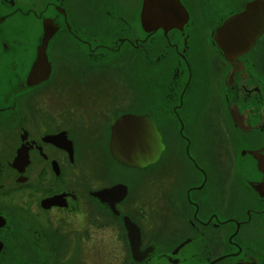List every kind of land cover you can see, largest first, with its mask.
<instances>
[{
	"label": "flooded vegetation",
	"instance_id": "1",
	"mask_svg": "<svg viewBox=\"0 0 264 264\" xmlns=\"http://www.w3.org/2000/svg\"><path fill=\"white\" fill-rule=\"evenodd\" d=\"M249 1L0 0V264H264V27L215 39ZM41 37L48 74L27 83ZM123 113L153 121V162L111 155ZM114 184L118 213L92 194ZM105 228L121 253L98 259Z\"/></svg>",
	"mask_w": 264,
	"mask_h": 264
},
{
	"label": "water",
	"instance_id": "2",
	"mask_svg": "<svg viewBox=\"0 0 264 264\" xmlns=\"http://www.w3.org/2000/svg\"><path fill=\"white\" fill-rule=\"evenodd\" d=\"M262 5L263 4L258 0L249 1L245 5L243 11L225 20L216 31L215 39L218 46L222 48H235V46L245 48L250 46L253 39L264 27V15L261 11ZM253 11H258V15ZM253 15L257 17L255 23L256 27L250 29L248 27V22ZM240 29L242 30L240 31L241 36L239 37L235 36L234 38H230L231 35H227L228 33L236 35L237 31ZM42 37L36 48V58L27 75V83H35L43 80L48 74V64L43 52L48 37H45V39ZM222 52L225 54H232L233 52L242 53L245 51ZM162 147L163 144L155 129L154 123L147 115L123 113L115 118L111 124L109 150L113 158L121 164L138 167L151 163L157 158ZM114 193H117L118 197L109 201V198ZM92 194L98 197L100 201L106 202L114 213H118L117 209L112 204L117 201V198H123L125 196L126 187L123 184H114L110 187L92 192ZM57 197L58 196L44 198L40 201V204L43 207L49 206ZM122 223L126 230L131 258L140 260L147 254L149 249L144 251V253L139 251L140 235L138 227L131 222L127 216H123Z\"/></svg>",
	"mask_w": 264,
	"mask_h": 264
},
{
	"label": "rangeland",
	"instance_id": "3",
	"mask_svg": "<svg viewBox=\"0 0 264 264\" xmlns=\"http://www.w3.org/2000/svg\"><path fill=\"white\" fill-rule=\"evenodd\" d=\"M111 80L112 79L99 80V82L101 83V87L106 89L107 83H111ZM55 93L53 94L54 98H66V97L60 96L57 90ZM35 98H37L39 100H43L44 98H46V100L50 99L49 94L47 96L44 94H39ZM62 100H66V99H62ZM145 197H146V199H145L146 213H147V218H148V215H149L148 213H155V210H152V209H154L153 204L154 203L160 204V202H159L158 198L151 200V202H150L148 200L149 198H148L147 191H146ZM96 242H97V245H96L97 250L93 252V256L97 257L98 259L109 257L110 254H112V253L114 254V257H117V253H119V254L121 253V250L118 249V243L115 239V235L112 234V231L109 228H105V229H101V230L97 231ZM115 261L116 260L109 261L110 262L109 264H113V263H115Z\"/></svg>",
	"mask_w": 264,
	"mask_h": 264
}]
</instances>
